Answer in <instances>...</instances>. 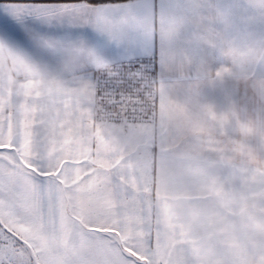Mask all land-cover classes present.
I'll list each match as a JSON object with an SVG mask.
<instances>
[{"label":"snow or ice","instance_id":"6c2138e0","mask_svg":"<svg viewBox=\"0 0 264 264\" xmlns=\"http://www.w3.org/2000/svg\"><path fill=\"white\" fill-rule=\"evenodd\" d=\"M0 264H264V0H0Z\"/></svg>","mask_w":264,"mask_h":264}]
</instances>
